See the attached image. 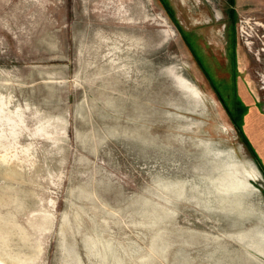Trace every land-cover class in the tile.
<instances>
[{
  "label": "rangeland",
  "instance_id": "1",
  "mask_svg": "<svg viewBox=\"0 0 264 264\" xmlns=\"http://www.w3.org/2000/svg\"><path fill=\"white\" fill-rule=\"evenodd\" d=\"M0 264H264V0H0Z\"/></svg>",
  "mask_w": 264,
  "mask_h": 264
},
{
  "label": "bare ground",
  "instance_id": "2",
  "mask_svg": "<svg viewBox=\"0 0 264 264\" xmlns=\"http://www.w3.org/2000/svg\"><path fill=\"white\" fill-rule=\"evenodd\" d=\"M191 88H193V89H195V91L194 92H197V93H199L200 94V91L195 87V86H193V87H191ZM199 91V92H198ZM252 177H254V178H258V172L255 170V171H253L251 174H250ZM237 186L239 187L240 186V184H237Z\"/></svg>",
  "mask_w": 264,
  "mask_h": 264
}]
</instances>
